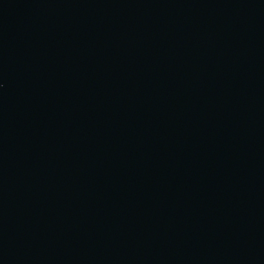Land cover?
I'll return each mask as SVG.
<instances>
[{"label": "water", "instance_id": "95a60500", "mask_svg": "<svg viewBox=\"0 0 264 264\" xmlns=\"http://www.w3.org/2000/svg\"><path fill=\"white\" fill-rule=\"evenodd\" d=\"M0 264H264V0H0Z\"/></svg>", "mask_w": 264, "mask_h": 264}]
</instances>
